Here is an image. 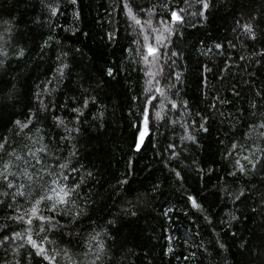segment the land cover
<instances>
[{
	"label": "trees",
	"instance_id": "16d2710c",
	"mask_svg": "<svg viewBox=\"0 0 264 264\" xmlns=\"http://www.w3.org/2000/svg\"><path fill=\"white\" fill-rule=\"evenodd\" d=\"M46 3L58 6L59 13L51 16ZM113 3L0 0V47L7 52L0 67V120L23 119L29 109L37 112L35 126L41 128L45 142L49 138L58 142L61 162L70 159L77 168L68 174L76 180L83 178L78 203L86 215L74 225L80 237L73 240V251H84L88 235L101 232L109 253H116L123 264H264V215L258 194L249 192L244 204L233 202L227 194L253 185L264 192V187L254 176H229L231 159L222 158L230 142L245 141L246 125L255 119L249 101L259 103L256 91L264 94V58L253 55L264 51V0H209L206 11L196 0H189L191 7L184 0H137L148 8L160 3H170L177 10L187 8L180 34L172 37L174 46L170 45L178 55L168 61L173 74L170 82L175 84L169 96L180 105L179 113L185 119L200 121L204 117L209 127L208 133L189 129L198 142L188 144L180 140L185 131L179 124H165L145 137L139 151L136 125L142 130L144 66L134 51L136 36L130 21L119 8L113 10ZM157 10L164 16L162 9ZM193 12L204 14L191 15ZM247 13L258 17L255 42L236 25ZM109 32H115L116 38L109 40ZM216 43L223 48L216 49ZM19 48L24 49L23 57L15 55ZM241 55L246 59L241 60ZM57 56L70 65L58 83L54 79ZM205 66L212 71H204ZM108 67L124 70L109 78L104 72ZM49 80L51 85H47ZM45 86L54 89L50 96L43 91ZM88 96H95L96 103L77 119L71 108L79 107L81 97ZM133 96L140 100L131 99ZM40 101L48 105L47 110L40 109ZM181 101L186 102L187 112ZM54 114L63 117L68 128L79 131L60 139L69 134L55 126ZM169 119L180 120L177 109H171ZM168 143L176 144L181 153L179 163L169 160L170 151L164 150ZM72 152L74 156L69 155ZM171 168L180 171L182 178ZM121 179L128 183L117 184ZM154 185L158 186L155 190ZM188 195L198 200L203 211L191 207ZM232 215L237 219L232 220ZM4 223L11 222L0 220ZM19 243L12 242L7 251L0 247V264H14L12 247Z\"/></svg>",
	"mask_w": 264,
	"mask_h": 264
},
{
	"label": "snow or ice",
	"instance_id": "6c2138e0",
	"mask_svg": "<svg viewBox=\"0 0 264 264\" xmlns=\"http://www.w3.org/2000/svg\"><path fill=\"white\" fill-rule=\"evenodd\" d=\"M184 2L191 7L189 0ZM196 2L205 11L210 8L209 0H196ZM71 3L76 4L77 0H71ZM44 7L51 16L57 15L60 11L59 7L53 3H46ZM116 8H119L130 21L129 27L136 36L132 41L137 45L134 51L139 58V63L144 66L141 71L146 78L142 89L144 99L140 100L139 96L131 98L140 100L141 105L139 115L143 130H140L139 124L136 125L140 137L136 145L137 151L142 149L145 137H149L153 130H158L160 126L168 123H171L173 127L179 124L185 131V135L180 137L181 141L196 144L197 136L189 129L208 133L209 127L205 125L204 117H201L200 121H188L185 119V114L179 113L180 105L169 96L175 84L170 82L173 74L168 61L178 55L170 45L174 46L172 37L180 34V27L185 23L182 13H186L187 8L177 10L170 3L153 4L148 8L137 3V0H114L113 10L115 11ZM157 9H162L164 16H161ZM203 14V12L191 13V15ZM257 19L258 17L253 13H247L246 18L242 16L236 21L237 27L251 42L257 40ZM241 20L244 22L242 23ZM107 36L109 40H113L116 38V33L109 32ZM44 46L47 47V43ZM229 46L235 47L230 42ZM214 47L222 49L223 45L216 43ZM130 51L133 50L130 49ZM24 54L23 48L15 52V55L19 57H23ZM62 55L67 56V53ZM253 55L264 58V51L253 53ZM165 57L168 59L165 60ZM6 58L7 52L0 47V67L4 65ZM239 58L246 59L243 55ZM56 59L59 63L55 69L54 79L58 83L64 78L70 65L64 63L61 56H57ZM203 70L212 71L206 66ZM119 71L113 67L104 70L109 78L119 75ZM175 78L179 80L180 75L176 74ZM52 83V80L47 81V85ZM97 86H101L99 82ZM52 90L47 86L43 89L49 96ZM235 94L239 95L238 92ZM39 95L37 94L38 97ZM255 96L259 98V103L249 101V108L253 110L250 115L255 119L246 125L248 131L242 134L246 138L245 141L230 142L226 145L222 158L231 159V168L227 171L229 176H236L237 173L244 177L254 176L258 178L260 186L264 187V146H262L264 144V94L256 91ZM11 98L10 94L9 99ZM39 103L40 109H48V105L43 101ZM79 103V107L71 108V112L77 114V119L84 115V109L96 103V97H81ZM181 104L187 112L186 102L181 101ZM171 109H177L179 121L169 119ZM257 111H259L258 116ZM37 114L29 109L24 113L23 119L11 117L7 122L0 120V220L11 222L0 224V247H4L7 251L12 242H20L12 247V251L16 254L13 258L14 264H22V262L23 264H98L101 261H105V264H123V260L116 253H109L101 232L88 235L84 240V251L80 253L73 251L71 244L74 239L80 237V233L73 230L74 225L86 215L84 207L78 203L83 178L76 180L68 174L69 171L77 172V168L70 159H64L61 162V157L57 155L61 151L58 142L51 138L45 142V135L41 128L35 126ZM199 115L197 113V116ZM98 116L102 117L103 112L98 113ZM52 119L56 127H63L69 134V137H60V139L70 138L73 131H79L78 128H68L65 119L61 116L54 114ZM33 128L34 134L29 135L33 132ZM20 137L22 140L15 139ZM220 143L223 144L224 141ZM187 146V144L181 145V147ZM176 147V144L168 143L164 150L170 151L169 160H176L179 163L181 153L176 150ZM69 155L74 156L75 153L72 152ZM170 171L177 178H182L181 172L176 168H171ZM87 175L92 176V173L88 172ZM127 183L126 179L117 181V184L121 186ZM157 187L154 185L153 190ZM222 190L227 192V189ZM128 191L133 190L129 187ZM249 192L258 194L257 203L261 215H264V192L259 191L256 185L250 189L247 186L241 187L227 194L232 197L233 202L244 204L249 198ZM186 199L193 209L203 211L202 205L195 197L188 195ZM256 210V208L252 209V211ZM129 214L136 215L135 212ZM164 214L167 215V212ZM231 219L236 220L237 217L232 215ZM62 220L65 222L62 223ZM111 223L113 222L109 221V224ZM13 225L19 226L21 230H17ZM103 235L107 236V231H104ZM65 237L67 240L64 239ZM223 247L224 245L221 244L220 248L223 249ZM21 249L24 250L22 253ZM5 264H13V262L6 261Z\"/></svg>",
	"mask_w": 264,
	"mask_h": 264
},
{
	"label": "rangeland",
	"instance_id": "374dc122",
	"mask_svg": "<svg viewBox=\"0 0 264 264\" xmlns=\"http://www.w3.org/2000/svg\"><path fill=\"white\" fill-rule=\"evenodd\" d=\"M142 130H143V127H142ZM140 139V138H139Z\"/></svg>",
	"mask_w": 264,
	"mask_h": 264
}]
</instances>
